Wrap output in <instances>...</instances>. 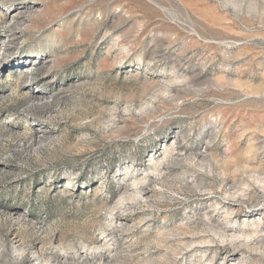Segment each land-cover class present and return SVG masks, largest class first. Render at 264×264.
<instances>
[{
  "label": "rangeland",
  "instance_id": "obj_1",
  "mask_svg": "<svg viewBox=\"0 0 264 264\" xmlns=\"http://www.w3.org/2000/svg\"><path fill=\"white\" fill-rule=\"evenodd\" d=\"M0 264H264V0H0Z\"/></svg>",
  "mask_w": 264,
  "mask_h": 264
},
{
  "label": "bare ground",
  "instance_id": "obj_2",
  "mask_svg": "<svg viewBox=\"0 0 264 264\" xmlns=\"http://www.w3.org/2000/svg\"><path fill=\"white\" fill-rule=\"evenodd\" d=\"M25 62V61H24ZM24 64V63H23ZM26 64V63H25Z\"/></svg>",
  "mask_w": 264,
  "mask_h": 264
}]
</instances>
